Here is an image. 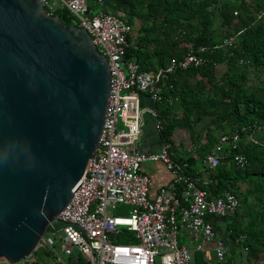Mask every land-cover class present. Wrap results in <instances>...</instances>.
<instances>
[{
  "label": "built area",
  "instance_id": "obj_1",
  "mask_svg": "<svg viewBox=\"0 0 264 264\" xmlns=\"http://www.w3.org/2000/svg\"><path fill=\"white\" fill-rule=\"evenodd\" d=\"M40 1L47 15L55 17L66 10L77 27L90 35L107 60L110 90L98 146L80 184L58 215L61 227L50 224L34 252L47 254L52 264H70L77 257L86 264H192L194 252L201 254L206 264L223 262L228 248L217 237L211 219L231 215L238 207L237 197L226 192L208 198L197 186V179L184 172L186 165L174 161L167 142L154 154L137 148L144 113L154 115L157 131L163 124L155 111L140 107V96L152 104L161 103V83L177 71L202 66L206 62L200 55L203 49L190 51L156 71H144L126 59L131 27L125 21L103 12L88 14L86 0ZM262 16L264 11L259 14ZM239 139L238 133L221 136L213 152L203 159V169L215 170L217 153ZM148 162H160L173 174V181L153 198L149 197L151 180L141 171L142 164ZM235 162L243 167L245 160L237 156ZM116 205L131 211L127 216L114 215L108 209ZM183 236L189 245L181 244ZM31 256L17 264L36 262ZM0 264L9 263L0 258Z\"/></svg>",
  "mask_w": 264,
  "mask_h": 264
},
{
  "label": "trees",
  "instance_id": "obj_2",
  "mask_svg": "<svg viewBox=\"0 0 264 264\" xmlns=\"http://www.w3.org/2000/svg\"><path fill=\"white\" fill-rule=\"evenodd\" d=\"M86 2L88 14H111L131 27L126 59L141 70L156 71L203 49L202 66L177 71L161 83L163 101L155 104L163 121L159 138L170 144L174 161L186 165L184 172L197 179L208 198L229 192L238 199L236 210L219 219L225 223L221 235L234 252L228 250L223 262L213 264H264V16L259 17L264 0ZM54 16L78 26L66 10ZM177 129L189 134L192 148L186 155H174ZM235 133L240 139L217 153L218 167L199 173L197 163L202 165L219 138ZM237 156H243V167L236 165ZM31 257L49 262L43 252ZM69 263L86 264L80 257ZM192 264L206 263L194 252Z\"/></svg>",
  "mask_w": 264,
  "mask_h": 264
},
{
  "label": "water",
  "instance_id": "obj_3",
  "mask_svg": "<svg viewBox=\"0 0 264 264\" xmlns=\"http://www.w3.org/2000/svg\"><path fill=\"white\" fill-rule=\"evenodd\" d=\"M109 90L107 60L83 28L40 0H0V258L9 264L59 223L98 146Z\"/></svg>",
  "mask_w": 264,
  "mask_h": 264
},
{
  "label": "crops",
  "instance_id": "obj_4",
  "mask_svg": "<svg viewBox=\"0 0 264 264\" xmlns=\"http://www.w3.org/2000/svg\"><path fill=\"white\" fill-rule=\"evenodd\" d=\"M140 107H145L150 111H155V104H152L146 97L140 96L139 98ZM142 128H141V136L138 141V151L144 154H154L160 151L161 141L159 138V133L155 129V117L152 113L146 112L142 116ZM172 144L174 147V155H186L190 153L192 145L189 141V134L186 130L177 129L172 136ZM171 151V150H170ZM172 153V152H171ZM173 154V153H172ZM197 171L202 174L203 166H196ZM141 171L147 175L151 180V187L149 190V197L153 198L160 188L167 186L169 183L173 181V174L168 171L164 164L160 162H148L144 163L141 166ZM203 179L206 178V175L202 176ZM217 220L219 219H211L214 224V230L217 237H220L224 242V236H222V232L218 228ZM182 244H185L186 236L180 241ZM226 243V242H225ZM201 256V254H199Z\"/></svg>",
  "mask_w": 264,
  "mask_h": 264
},
{
  "label": "rangeland",
  "instance_id": "obj_5",
  "mask_svg": "<svg viewBox=\"0 0 264 264\" xmlns=\"http://www.w3.org/2000/svg\"><path fill=\"white\" fill-rule=\"evenodd\" d=\"M222 70H223V67H219L218 68V74H220L222 72ZM199 165H200V163H197V166H199ZM108 211L109 212H112L114 215L127 216L130 213L131 208L130 207L123 206V205H116L114 208L108 209ZM217 224H218V228L220 229V231L224 235V233H225V223L222 222L221 220H218L217 221ZM185 244L186 245H189L188 242H185ZM226 245H227L228 250L233 253L234 252V249L231 248L230 245H228V244H226ZM49 264H52V263L49 262Z\"/></svg>",
  "mask_w": 264,
  "mask_h": 264
},
{
  "label": "flooded vegetation",
  "instance_id": "obj_6",
  "mask_svg": "<svg viewBox=\"0 0 264 264\" xmlns=\"http://www.w3.org/2000/svg\"><path fill=\"white\" fill-rule=\"evenodd\" d=\"M37 263H39V264H49V262H47V263H40V261H39V262H37Z\"/></svg>",
  "mask_w": 264,
  "mask_h": 264
}]
</instances>
